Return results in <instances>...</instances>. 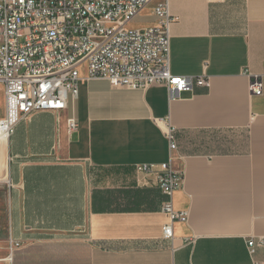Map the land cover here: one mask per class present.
<instances>
[{"label":"crops","instance_id":"0c3cea01","mask_svg":"<svg viewBox=\"0 0 264 264\" xmlns=\"http://www.w3.org/2000/svg\"><path fill=\"white\" fill-rule=\"evenodd\" d=\"M158 2L134 18L146 19L138 29L156 24ZM169 10L171 74L205 73L209 87L170 100L163 85L113 88L82 65L67 109L19 120L5 154L13 264H252L246 240L264 237V0H170ZM142 164L181 175L172 205L187 219L171 240ZM254 260L264 264V248Z\"/></svg>","mask_w":264,"mask_h":264},{"label":"built area","instance_id":"2783aa9c","mask_svg":"<svg viewBox=\"0 0 264 264\" xmlns=\"http://www.w3.org/2000/svg\"><path fill=\"white\" fill-rule=\"evenodd\" d=\"M149 0H0V84L4 115L0 118V143L9 139L13 126L35 112H60L74 101L85 65L87 79H105L113 88L146 90L163 85L175 100L194 87H209V78L173 76L170 72V0H159L153 9L156 24L142 29L126 28ZM264 74V69H263ZM263 74L252 75L249 92L263 93ZM162 122V121H161ZM164 124L169 150H177L175 129ZM77 129L75 118L67 120L68 133ZM136 171L152 176L164 197L160 210L169 223L163 238H173L172 224L185 222L172 195L181 175L168 164L137 165ZM19 241H10L0 264H13ZM246 247L252 264L264 237H250Z\"/></svg>","mask_w":264,"mask_h":264},{"label":"rangeland","instance_id":"374dc122","mask_svg":"<svg viewBox=\"0 0 264 264\" xmlns=\"http://www.w3.org/2000/svg\"><path fill=\"white\" fill-rule=\"evenodd\" d=\"M137 20V21H135ZM146 19H134L128 23L126 28L138 29L135 22H144ZM4 115L3 90L0 84V118ZM7 179V177H6ZM6 179L0 183V259L6 256L9 245V212L7 203V184Z\"/></svg>","mask_w":264,"mask_h":264},{"label":"bare ground","instance_id":"6f19581e","mask_svg":"<svg viewBox=\"0 0 264 264\" xmlns=\"http://www.w3.org/2000/svg\"><path fill=\"white\" fill-rule=\"evenodd\" d=\"M6 147H7V140H4L2 143H0V181H3L7 177L6 163H5Z\"/></svg>","mask_w":264,"mask_h":264}]
</instances>
